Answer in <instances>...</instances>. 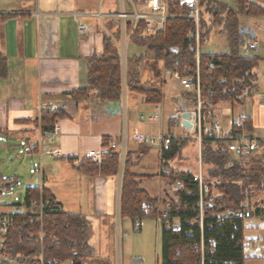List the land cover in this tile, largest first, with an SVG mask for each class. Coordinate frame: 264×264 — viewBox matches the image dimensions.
I'll return each instance as SVG.
<instances>
[{
    "label": "trees",
    "instance_id": "obj_1",
    "mask_svg": "<svg viewBox=\"0 0 264 264\" xmlns=\"http://www.w3.org/2000/svg\"><path fill=\"white\" fill-rule=\"evenodd\" d=\"M234 3L231 6L222 0H200L202 37L207 38L212 31L219 30L226 35L229 46V50L224 52L202 51L200 93L210 102L209 106H203L204 112L222 101L244 105L260 91V78L264 77L260 67L264 57L242 52L247 38L240 33L243 27L241 16L261 17L264 7L251 0H234ZM169 12L176 16L166 20L164 31L154 33L145 31L144 20H139L134 29V20H127L129 43L145 47L148 53L128 55L125 63L113 36L105 33L102 52L86 58V86L73 89L71 99L76 103L84 100L108 102L137 94L147 103L158 104L165 98L164 73L177 72L181 78L194 81L197 64L195 51L190 49L194 45L191 35L194 20L180 15L177 4L170 5ZM4 17L0 15V19ZM174 46H178L176 51H172ZM147 58L153 60L151 65L146 63ZM8 64V57L0 52V80L8 77ZM145 70L159 77L157 83L144 79ZM170 98L177 106L181 107L185 102L189 107H196L198 96L191 89ZM62 115L61 108L44 114L41 121L38 120L43 134L50 132ZM238 120L244 124L240 126L236 121L234 127L246 129L253 137L251 117ZM167 136L171 142L161 144V170L158 174H137L132 170L148 154V144L138 152L127 151L121 182L120 217H129L134 224L146 216L162 217L159 223L161 264H203V258L204 264H245L244 222L233 218L219 220L217 214L231 208H245L256 214L261 212L264 202V144L261 142L258 150H246L235 156L218 139L203 138L204 183L208 186L204 200L208 204L202 229L199 183L193 179L194 173L190 169L182 170L171 164L177 157L181 158L190 142L196 143L195 134L179 138L170 132ZM110 139L105 137L104 145H108ZM79 168L89 174L118 176L122 168L120 151H105L101 166L91 160H83ZM167 170H171L170 176ZM157 177L164 178L168 185L161 196H154L147 188V183ZM177 179L179 185H176ZM15 181L16 177L12 183ZM41 198L49 199V203L39 216L34 203ZM23 207L25 211L14 215L6 250L25 257L43 253L46 259L57 258L60 264L66 260L82 264L83 258L92 253L94 248L90 244L91 223L88 218L80 212L60 208L49 189L44 186L27 187ZM165 213L167 217L163 216Z\"/></svg>",
    "mask_w": 264,
    "mask_h": 264
},
{
    "label": "crops",
    "instance_id": "obj_2",
    "mask_svg": "<svg viewBox=\"0 0 264 264\" xmlns=\"http://www.w3.org/2000/svg\"><path fill=\"white\" fill-rule=\"evenodd\" d=\"M251 1L264 7L256 0ZM150 5L151 0H0V15L5 16L0 19V52L8 57L9 62L8 77L0 80V132L22 140L26 148L29 141L39 139L41 102L61 108L64 115L56 122L60 133L55 142L43 137L44 145L58 148L61 156H41L35 152L43 163L47 159L40 186L53 193L60 208L82 213L95 229H100V221L105 216H117L120 211L118 176L89 174L80 169L72 157L87 150L104 148L105 137L120 141L127 134L128 151L138 152L148 145L136 141L133 138L135 133L167 136L171 132L179 138L192 136L193 129L182 123V110L170 101L171 96L189 91L175 72L164 73L165 98L158 104L150 103L152 107L147 113L133 114L135 112L130 111L126 96L120 101L108 102L84 100L76 103L71 99L73 89L86 86V58L102 52L104 34L113 36L118 46L124 42L118 14L125 10L129 14L128 20H133L136 13L148 11ZM75 14H79L85 23L94 25V32L81 36ZM251 39L246 40V44ZM145 53H148L145 47L127 43L126 59L128 55ZM147 62L152 64L153 60L147 58ZM262 70L264 75V66ZM158 78L145 70V80L157 83ZM31 86H36L35 101L27 99V89ZM19 93H24L25 97ZM253 97L258 106L254 105L255 109L236 117L234 113L239 104L218 103L205 112L206 124L217 122L228 128L240 118L251 117L253 135L264 137V95L256 93ZM149 148L142 163L132 169L134 173L155 175L160 172L161 144L149 145ZM153 155L157 158L156 165H147L146 160ZM14 177L17 178L13 176L12 180ZM155 180L146 182L147 188L154 196H161V186L159 190L151 186ZM162 185L168 189L166 181ZM263 224L264 214L244 222L245 243H253L245 248V264H264ZM247 248H250L248 253ZM252 248L257 249L252 251Z\"/></svg>",
    "mask_w": 264,
    "mask_h": 264
},
{
    "label": "rangeland",
    "instance_id": "obj_3",
    "mask_svg": "<svg viewBox=\"0 0 264 264\" xmlns=\"http://www.w3.org/2000/svg\"><path fill=\"white\" fill-rule=\"evenodd\" d=\"M222 1L231 6L235 5L234 0ZM256 1L264 6V0ZM241 22L243 26L249 25V27L255 31L259 42V47L254 50H247L248 43L245 44L242 47V52H251L264 57V15L261 17L241 16ZM245 37L247 40L250 38L246 35ZM128 42L129 39L127 38L124 43L123 41L119 43V47L121 48L120 53L124 55V59L122 58L124 63L126 62L127 54L125 49L127 51ZM202 49L205 51H228L229 46L226 35L219 30L212 31L207 37L206 43L203 44ZM261 66H264V60L261 62L260 67ZM35 87L36 86H31L30 89H27V99L30 98L32 101H35ZM258 93L264 95V77L260 78V91ZM19 95L25 97L24 93H19ZM254 98L255 97L249 98L243 107L241 105L237 106L236 108L238 110L236 109L234 113L235 117L252 111L253 108L255 109L256 106L254 105L258 106V101H255L256 99ZM125 99L130 111L133 110L135 112L133 114L137 115L141 112L147 113L151 110V104L147 103L141 95L128 94ZM229 117H231V115ZM163 124L166 126L167 121L164 120ZM192 129L191 135H194V128L192 127ZM145 134L151 135L148 132H145ZM256 134L258 133L256 132ZM154 146H158V144H154ZM197 151V144L190 142L189 145L184 148L181 158L177 157L171 161V164L182 170L190 168L191 171L195 173L198 169V160L196 158ZM156 159L157 158L153 155L146 160V164L155 166L157 163ZM46 160L47 159H45L43 163L36 153L30 155L26 153V148L23 146L22 140H17L7 135L5 132H0V211L15 210L19 207L24 210L23 203L27 187L41 185V176L44 167H46ZM13 176H17L14 183H12ZM122 177L123 167L118 174V194H120V197ZM50 181H52L51 176ZM7 183L9 185H6ZM162 184H165V179L157 177L156 180L152 182L151 186L152 188L154 187L155 190H159L161 186L162 193H164V186ZM249 220L250 219L246 221ZM141 224V229L137 228L129 217L121 218L120 211H118L117 216H105L103 220L100 221V229H95L93 224L91 227L90 239L94 249L90 255L83 258L82 264H117L119 256H121L124 264H161L160 224L155 218L149 216L143 218ZM262 226L264 227V224ZM95 241H97V243H95ZM250 242L252 241H247V243ZM256 249L257 248H252V251ZM249 250L250 248H247L246 253H248ZM61 264H72V261L66 260Z\"/></svg>",
    "mask_w": 264,
    "mask_h": 264
},
{
    "label": "built area",
    "instance_id": "obj_4",
    "mask_svg": "<svg viewBox=\"0 0 264 264\" xmlns=\"http://www.w3.org/2000/svg\"><path fill=\"white\" fill-rule=\"evenodd\" d=\"M172 4H177L181 10L180 15L189 17L194 20L195 27L191 31V35L194 38V45L190 47L195 51V58L197 64V76L195 80H191L189 78H181L179 74L176 72L177 76L180 78L181 83L185 88L189 90H195L197 93V105L196 110L192 112V126L194 128L195 139L198 147V169L194 173L193 179L199 183L200 186V201H199V219L201 223V228H204V220H205V208L207 206V202L204 200L206 194H208V186L204 183V165H203V157H202V140L204 137L208 136L211 138L218 139L229 151H231L235 156H240L244 151L251 150L255 151L260 148L261 142L264 144V137H251V134L244 128L237 130L234 125L226 128L220 123H212L206 124L205 122V112L203 111V106L206 104L210 105V102L206 101L201 97L200 93V61L202 54L203 44L206 43L207 38L202 37L201 32V5L200 0H151L150 9L146 12L136 13L134 16L133 29L136 27L139 20H144L145 22V31L147 33H154L157 31H164L166 20L169 17H175L176 14H171L169 12V6ZM179 15V14H178ZM76 19L78 21V31L81 36H88L93 33L95 30L94 25L85 23L81 18H79V14H75ZM122 30L124 32V41L129 38L126 34V24L129 18V14L122 10L118 14ZM124 43V42H123ZM259 47V42L257 40H250L248 42L247 50H254ZM178 46H174L172 51H176ZM126 52V49H125ZM124 59V55L122 56ZM40 116L39 121H41L42 117L46 113H54L58 106L53 103H45L41 102L40 106ZM237 124L242 126L244 121H237ZM60 133V126L55 124L53 129L47 134H43L42 128L40 126V135L38 140L29 141L26 146V153H35L38 152L41 156L47 154L51 157H59L61 156L60 150L56 147H47L44 145L43 137L47 136L51 142H55L57 135ZM133 138L144 144L154 145V144H169L171 142V138L165 135H149L145 133H135ZM128 142L129 136L124 134L119 141L117 138H111L109 140L108 145H106L102 149H91L82 152L81 154L72 157V160L76 165H80L83 160H91L92 162L97 163L99 166L102 165L104 160V153L109 149H119L122 167L124 164V160L128 151ZM167 175H171V170H167ZM180 181L176 180V185H179ZM49 203V199L41 198L39 201L34 203V206L38 207V215L42 216L45 206ZM147 210L149 207L146 208ZM22 208H16L15 210H11L9 212L0 211V264H60L57 258H49L46 259L44 254L41 253L38 256H28L25 257L21 253L14 254L6 250V242L8 238V233L11 225L14 221V215L17 213L23 212ZM32 212V211H31ZM264 214V202L261 205V212L256 214L254 211L245 209V208H231L227 212H223L217 214V218L219 220L233 218L240 219L245 222L248 219L254 218L256 215ZM163 216L167 217V214H163ZM157 222L161 223L162 217H157ZM135 225L137 228H141V221L138 220ZM42 236V232H41ZM214 243V241H213ZM202 251L204 252V241L202 239ZM245 246H253V243H245ZM204 259V258H203ZM202 259V263L204 264V260ZM117 264H124L121 256H119V261Z\"/></svg>",
    "mask_w": 264,
    "mask_h": 264
},
{
    "label": "water",
    "instance_id": "obj_5",
    "mask_svg": "<svg viewBox=\"0 0 264 264\" xmlns=\"http://www.w3.org/2000/svg\"><path fill=\"white\" fill-rule=\"evenodd\" d=\"M240 33L242 35L249 36L250 38H252L254 40L257 39V34L255 33V31L248 26L241 27ZM170 100H171V98H170ZM171 102H172V100H171ZM178 106H179V104H178ZM180 109L182 110V118H183L182 123H183V125L187 128H192V123L190 121L192 120V112L196 110V107H189L185 102H183ZM138 263H140V262H138Z\"/></svg>",
    "mask_w": 264,
    "mask_h": 264
}]
</instances>
